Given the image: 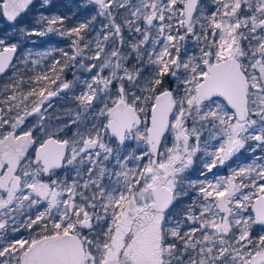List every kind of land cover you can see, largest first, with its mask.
<instances>
[{
    "label": "snow or ice",
    "instance_id": "1",
    "mask_svg": "<svg viewBox=\"0 0 264 264\" xmlns=\"http://www.w3.org/2000/svg\"><path fill=\"white\" fill-rule=\"evenodd\" d=\"M0 264H264V0H0Z\"/></svg>",
    "mask_w": 264,
    "mask_h": 264
},
{
    "label": "rangeland",
    "instance_id": "2",
    "mask_svg": "<svg viewBox=\"0 0 264 264\" xmlns=\"http://www.w3.org/2000/svg\"><path fill=\"white\" fill-rule=\"evenodd\" d=\"M56 3H66L67 0H55ZM71 6V4H69ZM61 10H66V9H61Z\"/></svg>",
    "mask_w": 264,
    "mask_h": 264
}]
</instances>
